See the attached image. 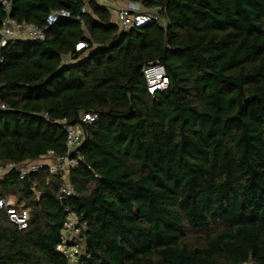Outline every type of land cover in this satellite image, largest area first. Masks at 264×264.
<instances>
[{
    "label": "trees",
    "instance_id": "1",
    "mask_svg": "<svg viewBox=\"0 0 264 264\" xmlns=\"http://www.w3.org/2000/svg\"><path fill=\"white\" fill-rule=\"evenodd\" d=\"M6 1L45 38L0 46V171L63 155L64 124L83 139L70 196L47 167L0 180V198L29 209L22 231L0 210V264H69L56 250L68 213L76 264H264V0H142L165 26L129 31L96 0ZM58 11L70 16L47 26ZM153 62L168 87L150 96Z\"/></svg>",
    "mask_w": 264,
    "mask_h": 264
},
{
    "label": "built area",
    "instance_id": "2",
    "mask_svg": "<svg viewBox=\"0 0 264 264\" xmlns=\"http://www.w3.org/2000/svg\"><path fill=\"white\" fill-rule=\"evenodd\" d=\"M114 5L106 7L107 11L114 17V21L118 28L123 31L131 29H139L149 24H157L161 27L165 26L163 14L165 9L161 6L154 5L145 7L142 0H111ZM1 6L6 11V18L0 25V46H3L9 40H25V41H43L45 36L41 29L32 24L17 22L10 16L11 3L6 0H0ZM86 10H81L84 13ZM70 15L67 11H58L51 13L46 20L47 26L54 24L57 20L68 18ZM83 45L79 44L77 49ZM141 74L146 84V92L150 96L163 92L168 87V78L163 65L158 62L149 63L144 66ZM0 109H4L0 106ZM97 114L83 113L80 116L81 124H92L96 122ZM66 152L63 155H55L49 151L44 157L35 162H28L20 165L7 164L0 171V180L10 172L15 171L19 179H23L26 175L36 173L42 167H47L48 173L51 175H61L64 183L59 189L61 196H70L73 191L68 184L67 174L70 168L76 165V160L71 158V153L81 144L83 133L81 126L64 124ZM47 160L51 161L47 163ZM35 187V184H33ZM40 195V191L36 192ZM0 210H4L8 221L13 224L19 231L25 230L29 220V209L23 205L16 206L15 199L12 197L0 198ZM68 213V209H65ZM77 220L73 214L67 215V219L63 224L61 242L56 246V250L63 254L69 264H76L77 258L81 253L79 239L77 238L80 230Z\"/></svg>",
    "mask_w": 264,
    "mask_h": 264
},
{
    "label": "crops",
    "instance_id": "3",
    "mask_svg": "<svg viewBox=\"0 0 264 264\" xmlns=\"http://www.w3.org/2000/svg\"><path fill=\"white\" fill-rule=\"evenodd\" d=\"M97 4L102 6V7H108L111 5H114V3L111 0H96ZM111 22L112 24L116 25L115 21H114V17L111 15ZM63 61L65 62V64L70 63V59L69 57H64ZM51 161L47 160V163H49Z\"/></svg>",
    "mask_w": 264,
    "mask_h": 264
},
{
    "label": "rangeland",
    "instance_id": "4",
    "mask_svg": "<svg viewBox=\"0 0 264 264\" xmlns=\"http://www.w3.org/2000/svg\"><path fill=\"white\" fill-rule=\"evenodd\" d=\"M79 244L82 245V244H83V241L80 240V241H79Z\"/></svg>",
    "mask_w": 264,
    "mask_h": 264
}]
</instances>
